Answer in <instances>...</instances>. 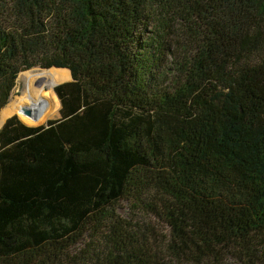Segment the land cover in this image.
Segmentation results:
<instances>
[{
	"label": "trees",
	"instance_id": "16d2710c",
	"mask_svg": "<svg viewBox=\"0 0 264 264\" xmlns=\"http://www.w3.org/2000/svg\"><path fill=\"white\" fill-rule=\"evenodd\" d=\"M35 67L73 79L0 130V264H264V0H0V112Z\"/></svg>",
	"mask_w": 264,
	"mask_h": 264
},
{
	"label": "bare ground",
	"instance_id": "6f19581e",
	"mask_svg": "<svg viewBox=\"0 0 264 264\" xmlns=\"http://www.w3.org/2000/svg\"><path fill=\"white\" fill-rule=\"evenodd\" d=\"M22 77L25 78V87L20 95L3 109L2 121L17 114L27 123L39 124L56 114L61 102L55 88L60 82L72 78L71 70L52 67L38 72L27 71ZM24 109H30L32 114L27 115Z\"/></svg>",
	"mask_w": 264,
	"mask_h": 264
},
{
	"label": "rangeland",
	"instance_id": "374dc122",
	"mask_svg": "<svg viewBox=\"0 0 264 264\" xmlns=\"http://www.w3.org/2000/svg\"><path fill=\"white\" fill-rule=\"evenodd\" d=\"M45 68H41V67H35V68H32V69H29V70H26V71H23L19 74L18 76V79H17V84H16V87H15V90L13 92V95L9 101V103H11L17 96L20 95V93L23 91L24 87H25V78H21V75H23V73L27 72V71H31V72H38V71H41ZM71 79H68L67 81H70ZM8 103V104H9ZM5 108V107H4ZM60 109H61V105H60V108L58 110V112L56 114H54L53 116L47 118L46 120H44L42 123H39V124H30V123H27L25 121H23L19 115L15 114L16 116H18L24 123L28 124V125H31V126H36V125H42V124H46L49 120L51 119H58L61 117V114H60ZM14 116V115H12ZM12 116H9L7 118V120L12 117ZM130 203L126 200H123L120 202L119 204V208H118V212L124 216V217H128L130 215ZM141 216L143 217V215L141 214ZM143 220H147V221H156V224L158 226V228L161 230H164V224L159 221L158 219H156L154 216L152 217H149V216H144L143 217ZM227 263L229 264H237V259L233 258V257H229L227 260H226Z\"/></svg>",
	"mask_w": 264,
	"mask_h": 264
},
{
	"label": "water",
	"instance_id": "95a60500",
	"mask_svg": "<svg viewBox=\"0 0 264 264\" xmlns=\"http://www.w3.org/2000/svg\"><path fill=\"white\" fill-rule=\"evenodd\" d=\"M54 68H58V67H54ZM71 79H73V76H72V78ZM64 82H66V81H62V82H60L59 84H61V83H64ZM58 84V85H59ZM59 100H60V98H59ZM61 102V101H60ZM8 105V104H7ZM6 105V106H7ZM5 106V107H6ZM4 109V108H3ZM3 109L1 110V112H0V130H1V128L4 126V124L6 123V121H7V119L6 120H4V121H2V112H3ZM24 112L27 114V115H31L32 114V111L30 110V109H24Z\"/></svg>",
	"mask_w": 264,
	"mask_h": 264
}]
</instances>
